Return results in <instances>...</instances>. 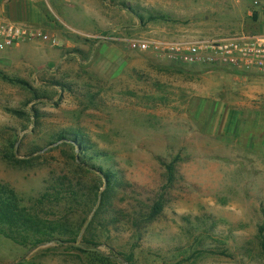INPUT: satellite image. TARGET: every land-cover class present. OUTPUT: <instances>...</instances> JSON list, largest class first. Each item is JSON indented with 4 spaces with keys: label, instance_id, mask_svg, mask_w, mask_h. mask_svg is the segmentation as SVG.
Here are the masks:
<instances>
[{
    "label": "rangeland",
    "instance_id": "rangeland-1",
    "mask_svg": "<svg viewBox=\"0 0 264 264\" xmlns=\"http://www.w3.org/2000/svg\"><path fill=\"white\" fill-rule=\"evenodd\" d=\"M1 2L9 20L57 37L60 46L0 51V182L27 205L65 182L89 202L68 216L78 225L96 210L99 216L76 243L32 248L0 236V264H92L75 249L85 234L106 255L133 254L135 264H264V76L175 65L121 41L264 33V2L256 9L249 0ZM133 9L174 21L143 24ZM63 132L83 135L102 156L93 165L116 174L101 211L95 192L106 181L80 161L82 150L55 141ZM177 156L168 187L164 164ZM162 196V214L146 223Z\"/></svg>",
    "mask_w": 264,
    "mask_h": 264
},
{
    "label": "trees",
    "instance_id": "trees-1",
    "mask_svg": "<svg viewBox=\"0 0 264 264\" xmlns=\"http://www.w3.org/2000/svg\"><path fill=\"white\" fill-rule=\"evenodd\" d=\"M131 12L143 24L156 21H174L169 15L157 11L147 9L138 11L133 9ZM253 18L257 19V11L254 13ZM6 79L12 83L30 88L29 84L22 79ZM30 90L33 91L31 88ZM14 113L18 112L14 111ZM55 141H62L64 144L82 150L83 153L82 156H80V161H82V163H87V166L90 163L91 166L89 168L94 171L93 173H99L97 176L106 181L104 192L100 195L98 189L95 192V205L99 204V211H101V209L109 203L110 194L115 190V185L117 184L116 174L111 169H105L103 166L97 167L95 164L93 165L94 159L102 156L91 152V147L88 146L89 141L83 135L77 133L67 134V132H63L57 136ZM86 159L88 162H83ZM179 161L180 157L177 156L171 162L164 164L167 171L166 179L168 187H171L175 182L176 165ZM80 193H82V191H77L75 186L61 182L49 188L39 199L33 200L32 204L27 205L14 188L9 184L0 182V236L20 246L32 248L54 241L76 243L78 237L82 233L84 225L87 223L89 227L93 226L99 216L96 210L90 221L88 218H85L80 225L68 216L67 210L69 208L71 209L70 211H74L75 209L77 211L80 207L89 206V202L86 203L82 200L83 196H80ZM83 194L84 193H82V195ZM91 194L92 189H87L85 196H87L90 201H92L89 197ZM164 205L162 196L151 206L149 213L145 215V222L151 223L155 221L162 214ZM258 239L260 245L264 249L263 225L259 228ZM84 243V246H76L75 249L88 255L89 261L92 264H118L119 261H124L125 264H135L133 254L127 255L118 253L117 256L106 255L98 249L102 244L94 236L89 237L85 234Z\"/></svg>",
    "mask_w": 264,
    "mask_h": 264
},
{
    "label": "built area",
    "instance_id": "built-area-1",
    "mask_svg": "<svg viewBox=\"0 0 264 264\" xmlns=\"http://www.w3.org/2000/svg\"><path fill=\"white\" fill-rule=\"evenodd\" d=\"M249 1L254 9L264 2ZM254 13L252 11L250 15ZM37 40L54 47L60 46L57 37L9 20L0 0V51ZM121 41L131 52L142 56L150 55L175 65L203 66L209 69L228 68L236 74L264 76V33L241 32L214 38L183 40L126 38Z\"/></svg>",
    "mask_w": 264,
    "mask_h": 264
},
{
    "label": "crops",
    "instance_id": "crops-1",
    "mask_svg": "<svg viewBox=\"0 0 264 264\" xmlns=\"http://www.w3.org/2000/svg\"><path fill=\"white\" fill-rule=\"evenodd\" d=\"M33 43H41V44H43V42H41V41H35V42H33ZM29 44H31V43H29Z\"/></svg>",
    "mask_w": 264,
    "mask_h": 264
},
{
    "label": "water",
    "instance_id": "water-1",
    "mask_svg": "<svg viewBox=\"0 0 264 264\" xmlns=\"http://www.w3.org/2000/svg\"><path fill=\"white\" fill-rule=\"evenodd\" d=\"M60 143V142H59ZM59 143H56V144H54V145H52V146H56V145H58ZM59 243H62L61 241H58Z\"/></svg>",
    "mask_w": 264,
    "mask_h": 264
}]
</instances>
